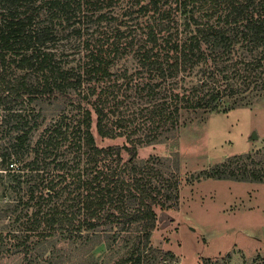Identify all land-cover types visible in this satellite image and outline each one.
<instances>
[{
    "label": "trees",
    "instance_id": "obj_1",
    "mask_svg": "<svg viewBox=\"0 0 264 264\" xmlns=\"http://www.w3.org/2000/svg\"><path fill=\"white\" fill-rule=\"evenodd\" d=\"M70 37L82 38L77 66L60 44ZM129 53L134 73L112 72ZM127 91L148 104L138 109L145 135L122 111ZM261 95L264 0H0V256L29 263L55 241L105 238L124 242L116 264L171 259L150 239L154 207L176 199L177 186L162 188L154 158L136 161L137 145L175 130L182 110L230 99L226 113ZM93 126L127 144L98 146ZM230 164L203 178L264 182Z\"/></svg>",
    "mask_w": 264,
    "mask_h": 264
},
{
    "label": "rangeland",
    "instance_id": "obj_2",
    "mask_svg": "<svg viewBox=\"0 0 264 264\" xmlns=\"http://www.w3.org/2000/svg\"><path fill=\"white\" fill-rule=\"evenodd\" d=\"M81 39L60 41L72 65L81 63ZM137 67L129 53L116 60L111 71L129 74ZM135 81L144 80L139 76ZM122 96V111L141 126L138 135H145L138 109L148 104L134 98L133 91ZM230 104V99H224L216 111L182 110L175 130L163 133L155 143L137 145L136 161L154 158L162 188L168 181L177 186L176 199L162 198L163 206L154 207L157 223L151 245L172 253L171 259L158 264H203L205 258L218 264H264V182L204 179L202 175L215 164L228 162L233 170L245 165L264 174V95L246 107L223 113ZM92 131L98 146L127 144L122 137H99L94 126ZM244 154L250 157L238 158ZM123 156L128 158L126 153ZM40 250L33 252L29 263L22 255H14L0 256V264H116L124 242L108 246L105 238L86 245L55 241L54 247L49 244Z\"/></svg>",
    "mask_w": 264,
    "mask_h": 264
}]
</instances>
